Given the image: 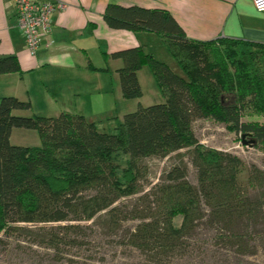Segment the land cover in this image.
<instances>
[{
  "label": "trees",
  "instance_id": "obj_1",
  "mask_svg": "<svg viewBox=\"0 0 264 264\" xmlns=\"http://www.w3.org/2000/svg\"><path fill=\"white\" fill-rule=\"evenodd\" d=\"M102 18L113 30L158 35L177 71L141 47L104 54L121 61L124 99L141 97L137 72L143 67L163 99L138 104L116 119L113 133L78 114L20 116L14 112L29 111V101L0 99V264H18L26 252L32 264H90L99 256L97 228L133 253L122 264L201 262L209 244L256 264L249 257L264 238L258 230L264 171L251 165L241 184L239 159L202 147L192 127L199 120L223 122L264 149V122L242 121L250 110L264 115V44L189 39L163 9L110 3ZM12 73L21 74L17 58L0 57V76ZM12 129L36 131L40 145L11 144ZM183 149H189L195 183L179 161L147 190L139 187L141 161ZM138 187L144 193L133 206L117 205ZM126 221L132 226L124 227Z\"/></svg>",
  "mask_w": 264,
  "mask_h": 264
},
{
  "label": "crops",
  "instance_id": "obj_2",
  "mask_svg": "<svg viewBox=\"0 0 264 264\" xmlns=\"http://www.w3.org/2000/svg\"><path fill=\"white\" fill-rule=\"evenodd\" d=\"M35 1H57L65 8L52 12L49 35L32 55L26 49L23 34L18 28L13 0H0V57L14 55L21 69V74L0 76V99L14 96L29 101V111L14 112L20 116L78 114L92 122L102 119L97 126L105 124L102 122L106 119V123L114 127L116 119L120 120L134 111L138 104L143 105L140 98L144 94V80L154 82L153 77L143 71L145 67L137 72L141 97L123 101L129 104L127 112L119 114L116 111L117 103L124 100L117 74L121 61L104 59V54L109 56L120 50L141 47L146 53L155 55L152 46L163 42L158 35L149 32L134 34L127 30L110 29L102 18L104 9L110 3L123 7L163 9L192 40L209 41L226 37L264 44V13L258 12L251 0ZM90 65L105 70H93ZM34 75L37 81L32 92V83H28L27 88L24 86L29 81L26 79H33ZM153 84L151 91L158 97L159 91ZM14 130L19 129H12L10 142Z\"/></svg>",
  "mask_w": 264,
  "mask_h": 264
},
{
  "label": "rangeland",
  "instance_id": "obj_3",
  "mask_svg": "<svg viewBox=\"0 0 264 264\" xmlns=\"http://www.w3.org/2000/svg\"><path fill=\"white\" fill-rule=\"evenodd\" d=\"M152 52L155 55L154 58L158 61L164 62L169 65L171 68L177 71L175 66L174 58L169 50L165 47L163 43H159L152 46ZM143 71H147L150 76H152L148 67H145ZM33 79L26 82L24 88L28 87L30 83H32L31 90L35 91L34 84L37 81L36 76H32ZM144 80L143 84V97L140 98L143 106H149L155 103L163 102L160 96H154V92L151 91L152 83H154L153 87H156L155 82H150ZM29 83V84H28ZM23 85V82L21 83ZM28 85V86H27ZM157 89V88H156ZM152 92V93H151ZM35 94V93H33ZM122 97V96H121ZM123 98V97H122ZM124 99V98H123ZM124 100H120L117 103L116 111L119 114H123V112H127L128 102H124ZM136 101H134L135 103ZM132 103V102H130ZM135 110V109H134ZM264 115L260 113H253L251 110L249 112H245L242 121H254L262 123L264 122ZM97 117V116H95ZM102 119H95L93 121L96 125L101 124L99 122ZM105 123L102 126H97L99 131H104L107 133L115 132V126H110V124L106 123V119L102 122ZM193 132L195 138L198 140V143L207 150H215V151H223L230 153L236 156L242 164V173L240 175L241 184L245 183L247 170L251 165H254L264 171V149L258 144H248L250 138H244L247 144H242V137L240 134H236L233 130L229 129L223 122L215 121V120H199L193 123ZM40 137L34 130H14L13 135L11 137V144L13 145H22V146H39L40 145ZM179 161H183L188 166V180L191 183H195L194 172L189 163V149H183L178 152H174L170 154L169 157L165 159H146L139 163L140 169V182L138 183L139 187L147 190L150 186L149 184H155L160 179L161 175L171 166L172 164L179 163ZM123 162V161H122ZM139 187L135 191V193L131 194L129 197H121L117 202V205H125V206H133L135 204V199L141 196L143 192L138 193ZM132 222L126 221L123 223L124 227H131ZM260 232L264 233V225L258 227ZM98 233L95 238V243L93 246L99 248V256L97 260L90 261V264H122L123 261L132 259L133 253L130 252L129 249H122L118 245H116L115 235L110 238L107 234L102 232L101 228H97ZM264 236V235H263ZM209 237V234L203 236V238ZM263 241V242H262ZM262 241L257 243L256 253L249 257V260L256 264H264V238ZM209 250L205 258L200 262L199 259H186L185 262L181 264H242L244 257L232 255V252L228 253L222 248L220 245L216 246L215 244L212 246L209 244ZM19 252V251H18ZM81 257L86 258V254H80ZM21 258V259H20ZM20 258H16V263L18 264H32L30 261V256L26 253L20 254ZM24 259V260H23ZM248 259V258H247ZM190 261V262H189ZM189 262V263H188Z\"/></svg>",
  "mask_w": 264,
  "mask_h": 264
},
{
  "label": "built area",
  "instance_id": "obj_4",
  "mask_svg": "<svg viewBox=\"0 0 264 264\" xmlns=\"http://www.w3.org/2000/svg\"><path fill=\"white\" fill-rule=\"evenodd\" d=\"M254 8L264 13V0H251ZM17 25L23 34L26 49L33 55L50 32V15L62 11L61 2H36L35 0H13Z\"/></svg>",
  "mask_w": 264,
  "mask_h": 264
},
{
  "label": "water",
  "instance_id": "obj_5",
  "mask_svg": "<svg viewBox=\"0 0 264 264\" xmlns=\"http://www.w3.org/2000/svg\"><path fill=\"white\" fill-rule=\"evenodd\" d=\"M245 136H242V144H247L248 142L244 141ZM256 143V141L254 139H250L248 144L254 145Z\"/></svg>",
  "mask_w": 264,
  "mask_h": 264
}]
</instances>
